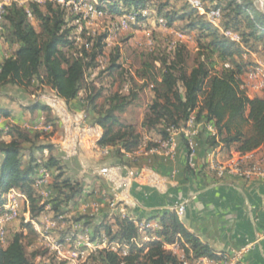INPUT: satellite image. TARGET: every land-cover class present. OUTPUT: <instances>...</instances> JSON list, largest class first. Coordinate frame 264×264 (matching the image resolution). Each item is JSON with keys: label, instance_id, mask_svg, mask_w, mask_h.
Returning <instances> with one entry per match:
<instances>
[{"label": "trees", "instance_id": "trees-1", "mask_svg": "<svg viewBox=\"0 0 264 264\" xmlns=\"http://www.w3.org/2000/svg\"><path fill=\"white\" fill-rule=\"evenodd\" d=\"M177 1L98 0L99 7L113 17L132 13L138 23L157 17L168 28L182 22L185 33L192 35L199 46L202 59L191 68L186 67L185 46L177 49L174 60L164 59L157 76H147L153 66L145 65L147 70L142 71L141 77L146 86L151 83L155 97L141 124L143 131L156 133L159 141L166 140L171 127L182 129L194 114L198 123L213 124L216 128L217 134L206 138L209 145L235 144L242 154L262 150L264 155V96L250 97L243 89L248 71L255 66L246 58L247 52L264 50V12L252 0H201L206 11L221 10L220 27L237 34L240 38L237 43L224 37L187 2L179 7ZM4 10L1 38L10 53L0 64V92L12 86L35 95L47 87L67 104L84 93L81 109L95 113L92 123L103 130L98 145L111 147L112 157L127 164L129 160L122 151L133 153L144 140L135 128L121 124L119 115L127 111L137 95L116 93L109 98L105 112L98 114L96 101L102 94L99 91L92 95L86 85V72L95 67L102 55L107 35L90 38L79 46L75 33L79 17L52 2L43 6L30 4L27 8L10 4ZM144 11L148 12L147 16L143 15ZM119 58V55L113 57L108 67L111 73L122 69ZM29 109L43 111L45 124L53 126L55 119L48 106L37 103ZM6 134L10 141L0 142V205L11 189H17L29 201L32 220L47 207L56 218L65 216L68 206L81 199L84 190L80 182L67 174L62 159L52 154L55 146L42 143L39 140L42 133H32L17 125H9ZM204 135H207L205 131L201 137ZM178 138L188 151V140L183 135ZM158 142L146 143V150L158 147ZM47 151L51 153L48 158L39 157ZM41 168L53 172V192L49 199L35 186ZM158 218L163 226L157 233L160 240L144 243L142 247L131 244L139 237V229L130 217L116 218L115 230L107 223L96 225L94 238L104 232L110 241L129 245L130 249L125 258L101 251L93 260L97 264H180L179 257L164 248L165 244L176 242L188 258L192 255L217 259L175 214L164 212ZM74 220H89L86 223L89 227L95 217L83 215ZM20 227L6 245L0 243V264H35L29 259L27 247L36 242L38 234L32 223H24L23 218ZM37 255L38 252L33 253V257Z\"/></svg>", "mask_w": 264, "mask_h": 264}, {"label": "crops", "instance_id": "crops-1", "mask_svg": "<svg viewBox=\"0 0 264 264\" xmlns=\"http://www.w3.org/2000/svg\"><path fill=\"white\" fill-rule=\"evenodd\" d=\"M252 1L257 5V0ZM252 56L257 60L261 59L260 53ZM5 58L0 59V64ZM48 89L42 87L39 91L43 93L38 97L39 103L48 106L55 119L53 131L50 132L51 143L59 152L58 157L67 167L69 176L81 183L85 195H93L86 199L87 203H102V211L97 215L92 214L95 220L89 228L93 236L96 225L107 223L115 230L116 218H121L119 211L104 206L107 204L105 196L115 198L125 214L137 224L162 226L158 216L171 212V207L176 203H183L186 210L181 222L217 256L231 255L233 251L249 246L239 264H264V180H243L232 176L219 178L210 168L212 160L227 161L237 152L235 144L209 145L206 138L211 133L202 127L196 138L199 146L193 168L189 166L186 146L178 137L174 158L152 153L146 150L144 143L134 155L135 159H128L127 164H123L112 157V150L104 156L98 150L80 147L78 137L84 128H90L98 139L102 137L103 130L99 126L88 127L86 122L79 121L83 111L78 99L67 104L50 89L51 95L47 94ZM254 96H264V93ZM35 98L36 95L18 87L3 88L0 92V130L4 131L9 125L22 127L24 124H45L43 111L29 109L37 104ZM73 121L79 123L71 128ZM57 127L62 129L60 134H54ZM203 131L207 135L201 137ZM3 141L9 142L10 137ZM255 153L262 155V150ZM102 168L108 169L106 176L99 173ZM52 179L53 177L39 187L44 198L52 195ZM102 197L105 198L102 200ZM84 208L85 206L71 203L67 212L71 211L72 214L76 210L83 211ZM53 218L54 212L47 207L33 221L40 229L47 219ZM36 232L40 239L39 232ZM158 232L160 231L150 229L139 232V239L142 240L145 236L159 238ZM101 235L106 234L102 232Z\"/></svg>", "mask_w": 264, "mask_h": 264}, {"label": "built area", "instance_id": "built-area-1", "mask_svg": "<svg viewBox=\"0 0 264 264\" xmlns=\"http://www.w3.org/2000/svg\"><path fill=\"white\" fill-rule=\"evenodd\" d=\"M48 2L59 5L62 9L71 10L79 18L77 23L82 25L87 21L96 18L107 17L109 14L107 11L99 7L98 0H11L10 3L0 5V31L2 30L1 24L3 15L5 13L4 7L10 4H16L20 7H28L30 4H37L40 6L45 5ZM186 2L194 9H196L201 15L205 16L207 21L217 28L220 33L230 39L231 41L240 42V38L237 34L223 30L220 27L221 10L213 9L206 11L201 0H186ZM28 15L31 18L32 15L28 10ZM144 16L148 15V12H143ZM137 18L135 14H127L119 18L117 28L119 30H127L131 25L137 24ZM160 24L165 22L160 19ZM177 38L182 41L185 35L182 33L176 34ZM243 89L247 91L250 97H253L257 93H264V61H255V66L251 68L244 80ZM125 91L130 90L129 84L124 86ZM86 117L83 114L80 118ZM81 122V121H80ZM76 123V124H75ZM79 123L73 121L70 125L75 126ZM202 127H205L211 135L217 134L216 128L213 124L198 123L195 115L193 114L188 120L185 127L182 129H175L171 127L169 129V138L158 142V147L152 148L149 151L152 153H161L165 157L174 158L177 152L176 137L183 135L188 140V162L190 167H194V157L196 156L197 148L199 146L196 138L198 137ZM22 129L30 132H39L42 134L50 133L52 125L39 123V124H24ZM8 131V126L4 129ZM100 139L90 128H84L81 135L78 137V143L80 147L98 150L102 155H108L112 150L111 147H102L98 145ZM140 149V148H139ZM138 149V150H139ZM137 150V151H138ZM122 153L129 160L135 159V154ZM210 168L217 174L219 178H225L227 176L237 177L243 180L263 179L264 180V155H257L255 152L242 154L239 151L235 152L227 161L212 160ZM101 175L106 176L108 173L107 168H102L99 172ZM132 176V172H130ZM51 179V172L41 168L39 171V178L36 180L35 186L41 187L43 184L48 183ZM42 195V194H41ZM43 196V195H42ZM44 197V196H43ZM110 207L113 210H117L120 213L121 218H127L125 210L120 207L119 203L114 199L109 202ZM24 207L21 213V207ZM85 210H91L97 212L99 205L97 203H88L85 205ZM185 204L176 203L171 207V212L181 221L185 214ZM19 218L24 219V223H32L34 228L39 232L41 238L47 243L50 251L54 253L57 260L65 264H91V260L98 255L101 251L113 252L119 255L120 258H125L129 255V245H123L118 242H112L109 237L102 235L99 238H94L90 229L74 227L72 232L66 231V234L60 239H54L52 233L59 228V220H64V216H60L57 219H47L39 229L31 219L29 212V201L25 195H23L17 189H11L5 196L4 202L0 205V243L6 245L9 241L7 227ZM134 221V220H133ZM135 222V221H134ZM136 223V222H135ZM139 232L146 230L162 231L163 227L159 224H137ZM60 230V229H59ZM62 230V228H61ZM60 230V231H61ZM63 231V230H62ZM78 232V233H76ZM160 240L153 236H145L142 240L138 238L131 241L132 245L142 247L144 243ZM188 247V246H186ZM164 248L177 255L180 260V264H239L241 257L246 252L249 246L241 249L240 251H233L231 255H219L217 259L201 257L193 258L192 255L188 258L179 242L173 244H165ZM124 264V263H122Z\"/></svg>", "mask_w": 264, "mask_h": 264}, {"label": "rangeland", "instance_id": "rangeland-1", "mask_svg": "<svg viewBox=\"0 0 264 264\" xmlns=\"http://www.w3.org/2000/svg\"><path fill=\"white\" fill-rule=\"evenodd\" d=\"M10 1L11 0H0V5H5L6 3H10ZM176 3L180 7L181 5L186 4V0H178ZM257 7L259 10H261L260 0H257ZM119 18L120 17H113L109 14L107 17L92 19L86 23H83L82 25H79L78 29L75 31V33L78 35L76 41L78 42L79 46H81L83 43H86L90 38L97 37L99 35H107V39L105 41L106 46L102 55L98 57L95 67L89 69L86 72V85L91 88L92 95L99 91L102 94V96L96 101V111L98 114L105 112V110L108 108V100L112 95L119 93L132 97V93L134 92L137 95V98L136 100H133L132 105H130L124 114L119 115L120 123L126 127L131 126L138 132L142 133L144 143L154 144L159 141L156 133H148L143 131L141 127L143 119L149 112V108L152 105L155 97L151 83L148 82L149 84L146 86L145 80L142 79V71L147 68L145 65L150 64L153 66V69L147 74V76H151L152 74L157 76L164 59L168 61L174 60L176 58L177 49H179L180 46H185L186 67L191 68L202 59V57L199 55L200 49L194 37L185 33V24L182 22H178L174 28H168L165 24L163 25L159 23V18L153 17L150 20L131 25L127 30H119L117 28ZM1 31L0 59H3L10 53V49H8L3 43ZM177 33L184 34L185 38L180 41L176 36ZM90 47L91 45L89 48ZM258 53L261 54L259 57V59H261L258 61H264V50H260ZM258 53L247 52L246 58L255 63L257 59L253 58L252 54ZM116 55L120 56L118 63L121 64L122 69L111 73L108 70V67L111 64L113 57ZM126 84H129L130 86L129 91L124 90V86ZM42 90L44 91V89ZM43 91L38 90L35 92L36 98L34 101L36 103L40 102L38 96H40ZM47 94L51 95V91L49 89L47 90ZM84 96L85 94L81 93L77 102H82ZM81 104L82 103L79 105L80 107ZM82 114L86 117L80 118L79 121L82 123L86 122L88 127L93 126L92 122L96 114L86 113L84 111ZM61 132L62 129L59 127L54 130V134H60ZM6 133V131L0 130V142L8 137ZM39 140L44 144L53 145L51 143L50 133H45L43 135L41 134ZM52 154L56 155L57 157L59 156V152L56 148H54ZM50 155L51 153L48 152V154H46V152H44L43 154L41 153L39 157H44L46 159ZM67 174L69 175V173ZM52 177L53 175L51 174V178ZM90 196L93 197V195L83 194L82 198L77 200L75 203L83 207L88 204L86 199H88ZM105 197H107L105 199L107 204L104 206L110 210H113L110 207L109 202L115 198H111L109 196ZM105 197H102L101 199L103 200ZM81 200L82 202H80ZM91 203L94 202L91 201ZM97 204L99 205V210L97 212L91 210L87 211L84 209L83 211L76 210L72 214H70L71 211L65 213L66 215L64 216V220H59V228L54 230L52 233L53 238H62L66 234V231L72 232L74 227L90 229L89 227H86L88 220L76 222L74 219L83 215H89L93 217V213L95 215L99 214L103 207L101 202L98 201ZM23 210L24 207L22 206L21 213ZM53 219L57 218L54 216ZM21 221L22 218H19L7 227L9 239L15 233L20 231ZM61 228L63 233H61ZM35 252H38V255L33 257V253ZM27 253L29 259L35 264H61V262L57 260L54 253L50 251L48 243L43 238H41V236L40 239L37 237L36 242L27 247ZM91 264L97 263L92 259Z\"/></svg>", "mask_w": 264, "mask_h": 264}, {"label": "bare ground", "instance_id": "bare-ground-1", "mask_svg": "<svg viewBox=\"0 0 264 264\" xmlns=\"http://www.w3.org/2000/svg\"><path fill=\"white\" fill-rule=\"evenodd\" d=\"M260 8L264 12V0H260Z\"/></svg>", "mask_w": 264, "mask_h": 264}]
</instances>
